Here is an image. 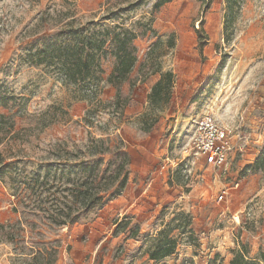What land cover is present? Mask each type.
<instances>
[{"label":"rangeland","instance_id":"374dc122","mask_svg":"<svg viewBox=\"0 0 264 264\" xmlns=\"http://www.w3.org/2000/svg\"><path fill=\"white\" fill-rule=\"evenodd\" d=\"M159 1L0 0V264H54L72 227L97 217L105 204L86 211L77 194L87 186L83 165L94 159L89 137L123 140L126 186L152 197L148 247L174 241L160 260L121 248L96 260L228 264L236 252L256 259L264 251V0ZM72 17L135 32L137 61L123 82L106 81L111 57L89 84L25 60L26 43ZM166 73L170 83L152 95ZM208 112L243 151H231L219 175L206 167L188 178L170 167L159 172ZM233 180L232 195L216 202L221 181Z\"/></svg>","mask_w":264,"mask_h":264},{"label":"trees","instance_id":"16d2710c","mask_svg":"<svg viewBox=\"0 0 264 264\" xmlns=\"http://www.w3.org/2000/svg\"><path fill=\"white\" fill-rule=\"evenodd\" d=\"M164 1L166 0L159 1L157 5ZM135 37V32L124 26L108 27L92 20L78 22L72 17L56 31L38 35L26 43L25 60L31 64L53 67L67 83L89 84L96 78L94 72L100 68V60L111 57L114 62L106 81L117 84L127 78L137 61L131 44ZM170 80L171 74L166 73L154 84L152 95H158L163 85L167 87ZM85 147L88 156H94V159H88L83 165L88 173L84 182L87 186L77 194L80 204L87 211L106 204L122 193L128 180L126 167L130 162V154L125 149L123 140L116 137H89ZM98 163L103 167L99 166L95 174ZM77 218H66L64 223L70 225ZM155 247L154 250L151 249L149 258L158 260L173 253L174 241ZM228 264H264V251H261L256 259H247L244 252H236Z\"/></svg>","mask_w":264,"mask_h":264},{"label":"crops","instance_id":"0c3cea01","mask_svg":"<svg viewBox=\"0 0 264 264\" xmlns=\"http://www.w3.org/2000/svg\"><path fill=\"white\" fill-rule=\"evenodd\" d=\"M262 88L264 89V85ZM154 179L153 177L150 181ZM163 184L167 187L162 181L161 186ZM151 200L146 188L125 186L120 195L97 211L96 218L72 227L66 239L68 249L60 251L54 264H120V261H101L100 256L96 260L97 254L105 253L110 256L115 248L123 249V256L127 254L138 258L145 255L149 258L151 248L148 247V242L151 234L145 228L152 221ZM263 235L262 231L259 236L262 238Z\"/></svg>","mask_w":264,"mask_h":264},{"label":"built area","instance_id":"2783aa9c","mask_svg":"<svg viewBox=\"0 0 264 264\" xmlns=\"http://www.w3.org/2000/svg\"><path fill=\"white\" fill-rule=\"evenodd\" d=\"M240 139H245V136ZM244 145L237 144L233 134L212 113L208 112L194 120L186 140L180 146L178 157L166 155L159 166V172L170 167V170H180L188 178L193 176L199 167H206L219 175L227 170L231 151L242 152ZM238 184V180H233L230 185L221 181L216 202L219 203L230 197L232 195L230 186ZM249 209L245 212L246 219L250 216ZM232 216L235 223L240 225L238 213Z\"/></svg>","mask_w":264,"mask_h":264}]
</instances>
